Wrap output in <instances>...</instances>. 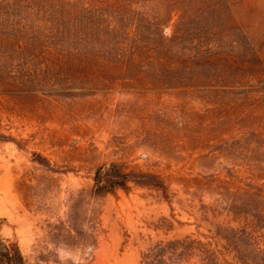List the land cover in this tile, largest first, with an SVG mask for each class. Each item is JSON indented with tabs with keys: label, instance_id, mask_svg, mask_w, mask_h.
Returning a JSON list of instances; mask_svg holds the SVG:
<instances>
[{
	"label": "rangeland",
	"instance_id": "374dc122",
	"mask_svg": "<svg viewBox=\"0 0 264 264\" xmlns=\"http://www.w3.org/2000/svg\"><path fill=\"white\" fill-rule=\"evenodd\" d=\"M194 6L213 34L194 61L208 62L129 73L125 53L90 68L88 54L3 42L0 0V238L27 264H263L264 0ZM227 227L252 233L245 257L216 236ZM187 238L210 243L211 259L168 245Z\"/></svg>",
	"mask_w": 264,
	"mask_h": 264
},
{
	"label": "trees",
	"instance_id": "16d2710c",
	"mask_svg": "<svg viewBox=\"0 0 264 264\" xmlns=\"http://www.w3.org/2000/svg\"><path fill=\"white\" fill-rule=\"evenodd\" d=\"M155 1L152 0L153 3ZM194 1L196 0H160L159 10L154 3L153 8L147 6L144 11L132 8L135 6L134 0H2L5 12L3 15L11 21L5 20L2 38L5 43L16 42V48L21 52L30 50L34 54L49 52L53 55L64 52L70 56L76 53L88 54L90 63L87 67L91 66L90 68L103 65L114 68L115 64L103 60L101 56L125 53L128 59L120 66L129 73L142 71L144 61L152 62L154 68L162 69L171 61L170 66H177L176 70H190L195 64L203 65L208 62L206 57L197 62L194 60L200 54L210 52L211 45L207 43V39L209 36L213 37L208 32L211 24L197 20L199 14ZM175 16L177 20L172 33L166 37L164 30ZM127 25H130L132 31ZM7 27L14 34L6 32ZM39 36L51 40L60 39L64 51L45 45V41H41ZM176 44L183 45L184 56L174 59L172 46ZM198 77L200 82L205 79L202 74ZM139 175L143 177L145 185L157 189L164 187L159 178L152 174ZM233 212L238 213L234 209ZM253 219H256L255 216ZM243 230L245 233L240 229L227 227L216 232V236L222 237L239 258L245 257L243 238L253 236L247 232V228ZM208 244L211 245L187 238L168 245L173 250L181 248L185 252L197 247L210 260L212 253H208ZM259 255L261 254L258 253V256L251 259H258ZM0 264L27 262L17 244L0 238Z\"/></svg>",
	"mask_w": 264,
	"mask_h": 264
},
{
	"label": "water",
	"instance_id": "95a60500",
	"mask_svg": "<svg viewBox=\"0 0 264 264\" xmlns=\"http://www.w3.org/2000/svg\"><path fill=\"white\" fill-rule=\"evenodd\" d=\"M103 175H104V171H102V172H101V178H100V182H102V181H103V179H104V178H103Z\"/></svg>",
	"mask_w": 264,
	"mask_h": 264
}]
</instances>
